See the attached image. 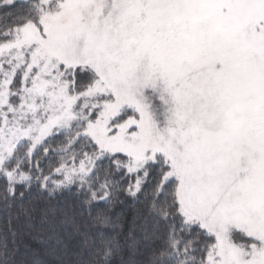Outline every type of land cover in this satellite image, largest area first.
Instances as JSON below:
<instances>
[{"label":"snow or ice","instance_id":"6c2138e0","mask_svg":"<svg viewBox=\"0 0 264 264\" xmlns=\"http://www.w3.org/2000/svg\"><path fill=\"white\" fill-rule=\"evenodd\" d=\"M0 8L11 10L0 16L5 206L78 189L95 228L81 230L75 264H264V0ZM125 183L145 198L137 227L150 243L117 262L126 245L107 206ZM38 213L37 236L58 241L47 210L23 208Z\"/></svg>","mask_w":264,"mask_h":264},{"label":"trees","instance_id":"16d2710c","mask_svg":"<svg viewBox=\"0 0 264 264\" xmlns=\"http://www.w3.org/2000/svg\"><path fill=\"white\" fill-rule=\"evenodd\" d=\"M6 11L11 12L10 9L0 8V16ZM63 139L64 137H59L52 146L55 147ZM126 188L127 183L123 185L113 204L107 206L108 214L116 225V232L123 238L121 243L126 245L124 252L116 258L117 262L125 259L142 260L150 243L137 227L145 198L139 194L137 197L129 195ZM83 199V195L74 187L72 191H63L52 197L44 192H34L23 205L5 206L0 201V252L5 245L9 252L7 259L0 256L2 264H33L34 260H39L40 264H58L60 259L70 260L75 264L78 260L76 253L81 246V230L95 228L90 223L88 213L81 207ZM32 204H38L41 210L48 211V215L43 218L47 220L44 226L55 229L58 241L37 236L32 225L42 222L40 213L33 220L23 215V208ZM95 211L92 210L93 215ZM162 237L163 233L154 236L151 243H159Z\"/></svg>","mask_w":264,"mask_h":264}]
</instances>
